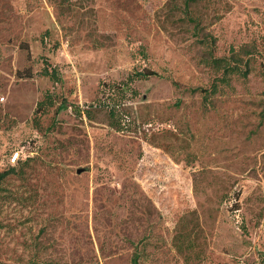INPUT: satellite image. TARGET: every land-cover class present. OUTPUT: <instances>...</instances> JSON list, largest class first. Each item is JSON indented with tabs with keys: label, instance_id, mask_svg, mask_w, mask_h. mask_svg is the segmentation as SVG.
Returning <instances> with one entry per match:
<instances>
[{
	"label": "rangeland",
	"instance_id": "1",
	"mask_svg": "<svg viewBox=\"0 0 264 264\" xmlns=\"http://www.w3.org/2000/svg\"><path fill=\"white\" fill-rule=\"evenodd\" d=\"M5 172L0 264H264V0H0Z\"/></svg>",
	"mask_w": 264,
	"mask_h": 264
},
{
	"label": "trees",
	"instance_id": "2",
	"mask_svg": "<svg viewBox=\"0 0 264 264\" xmlns=\"http://www.w3.org/2000/svg\"><path fill=\"white\" fill-rule=\"evenodd\" d=\"M238 54H244V56L248 57L251 55V51L243 47L237 53H235L232 49L230 50L229 57L212 59V65L216 66L218 70L222 69V76L218 78L216 80V83H213L208 90H199V92L203 94L205 98H207L208 96L215 95L218 92L219 84L227 86L229 84L228 76L238 75L242 78H246V76L249 74L248 62L246 61L245 63H242L240 60L236 59L235 56H238ZM42 74L51 78L54 75V71L49 72L47 68H44ZM156 77H159V74L157 72L149 69H144L128 76V82H132L133 80H143ZM121 91L122 86L117 84L113 87L112 93L106 96V100L108 101L107 106H109V109L107 110L109 125L116 132L122 131L124 126H126V115L124 110L122 109L123 105L121 103V96L118 93ZM195 92L196 89H193L191 91V93ZM43 104V101L38 103V108L43 106ZM89 107H93V105H89L88 108ZM59 108H64V106H59ZM84 114L87 118H90L89 109H86V111H84ZM129 122L130 121H128V123ZM8 174V172L0 173V183ZM131 264H139V255L137 253H134L132 255Z\"/></svg>",
	"mask_w": 264,
	"mask_h": 264
},
{
	"label": "water",
	"instance_id": "3",
	"mask_svg": "<svg viewBox=\"0 0 264 264\" xmlns=\"http://www.w3.org/2000/svg\"><path fill=\"white\" fill-rule=\"evenodd\" d=\"M79 172V171H78Z\"/></svg>",
	"mask_w": 264,
	"mask_h": 264
}]
</instances>
